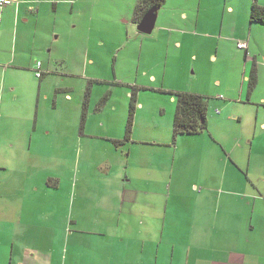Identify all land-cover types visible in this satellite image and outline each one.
I'll list each match as a JSON object with an SVG mask.
<instances>
[{"label":"rangeland","instance_id":"374dc122","mask_svg":"<svg viewBox=\"0 0 264 264\" xmlns=\"http://www.w3.org/2000/svg\"><path fill=\"white\" fill-rule=\"evenodd\" d=\"M138 1H44L31 4L34 10L31 9V14L20 20L16 28L7 18H3V22H0V52L6 51L9 58L13 55L15 62L25 60V64H34L42 61L57 73L75 75H46L43 82H48L41 91L38 132L27 125L36 143H13V135L22 139L26 134L21 129L23 111H35L40 79L34 71L10 69V83L15 85L16 90L11 94L6 91L2 98L0 95V162L8 159L5 165L10 173L14 170L34 173L42 176L44 182L46 177L56 179L50 182H58L61 197H66L70 206L69 199L75 195L77 204L82 193L83 175L90 179L87 186L94 192H100L105 187L106 176L105 163L102 166L99 164L104 160L112 163L115 160L125 161L126 153L124 151L122 154L120 147L118 152L111 150L115 143H156L145 147L135 144V148L138 147L140 153L153 154L152 165L165 167V171L155 168L152 172V166L136 167V163L141 165L140 161L148 158L139 157L134 150L133 155L126 159V165L129 159L126 170L133 178L153 174L154 188L160 190L163 179L162 190L166 195L168 191L172 193L168 210L171 215L176 205L173 196L179 188L193 180L203 182L205 171H208L207 174L214 173L218 178L229 172V169L224 170L221 166L220 157L228 159L230 163L233 157L245 171L250 155L258 158L264 156V130L256 127L254 122L259 98L264 96V67L259 70V82L251 87L252 63L248 66L247 78L243 79L239 71L244 62V51L242 55L234 53L239 51L236 50V38L243 34L245 40L249 38L252 46L261 47L260 60L263 61L264 25L250 22L253 0H168L158 11L152 33L143 34L137 30L138 20L134 14ZM260 1L264 4V0ZM257 3L260 4L258 0ZM226 4L233 6V13L226 12ZM173 9L187 16V20H183L178 15L170 25L181 32L179 39L182 47L179 50L173 47L164 32L159 31ZM172 14L175 15V12ZM196 21H200L199 27L195 26ZM204 23L213 39L200 36ZM212 53L217 54L218 60L215 62L210 57ZM91 59L94 65L90 64ZM235 65L238 75L233 68ZM97 66L99 73L111 82L95 91V97H106L105 105L102 111L90 114L89 130L85 134H96L92 131L93 122L102 117L107 121L108 133L119 136L117 141L84 137V131L80 136L82 140L79 141L77 136L81 113L76 112V108L83 99V88L88 82L84 77L91 76ZM62 77L65 78L64 83L75 86V91L71 102L63 103L62 108L59 102L55 109L57 103L54 104L56 99L52 86L56 79L60 84ZM243 85L244 94L240 102L239 92ZM249 90L251 93L248 97ZM174 91H194L208 99L207 126L201 133L174 136L172 121L175 102L170 93ZM47 93L48 98L45 99ZM134 96V103L138 104L140 100L143 108L137 105V109H141L135 111L134 122L137 119V124L134 123L130 141L125 139V135ZM59 111L63 117L55 119ZM261 113L264 115L262 106ZM72 137L74 142L71 141ZM251 144L252 153L249 154ZM233 166L238 170L236 163ZM115 170L118 168L113 165L110 172L115 174ZM119 170H122V165ZM222 197L228 196L224 194ZM90 203L91 214L97 202L92 199ZM160 207V211L155 212L157 223L164 216V205ZM34 211L27 216H33ZM46 214L45 206L40 207L34 215L37 216L38 227L27 223L28 227H22L18 232L14 225L11 228L3 227L0 220V264H9L8 242L15 241L10 264H20L19 257L24 255L22 248L29 250V254L35 252L33 245L29 244L34 239L27 231L42 237L41 245L47 246L52 264H93L100 237L92 234L91 229H86L89 227L84 229L69 225L56 238L52 232H59L56 226L61 221H51ZM99 222L100 217L97 225L93 223L96 232H101ZM84 230H89L90 234Z\"/></svg>","mask_w":264,"mask_h":264},{"label":"crops","instance_id":"0c3cea01","mask_svg":"<svg viewBox=\"0 0 264 264\" xmlns=\"http://www.w3.org/2000/svg\"><path fill=\"white\" fill-rule=\"evenodd\" d=\"M44 1L67 2V0H15L11 5L0 8V22H3L5 17L16 28L20 20L30 15L31 9L34 10L30 6L31 4H41ZM167 1L164 2V5ZM258 2L262 4L261 6H264L260 0ZM162 7L163 5L159 9H162ZM225 10L229 14L234 12V8L230 4L225 5ZM172 12H175V15ZM179 13L178 9L171 10L166 24L159 27V31L164 32L169 41L173 43V47L178 50L182 47V41L179 39L181 32L178 28L170 25L178 15L179 19L187 20L185 13ZM27 20L28 18L24 21ZM198 24H200V21L195 22L196 27ZM179 28H182V26ZM201 29L200 36L202 38L213 39L209 36L205 23ZM215 37L217 38V36ZM247 40L244 39L243 34L237 36L235 43L236 50L239 51L234 53L242 55V51H244V55H242L244 62L239 71L242 72L243 79L247 78V69L250 62L252 63L251 74L255 72L256 75V82L252 87H255L259 82V70L264 67V58L263 61L260 60L261 47H254L251 45L249 38ZM239 41L246 43V48L240 49L237 46ZM11 57L7 56L6 51L0 52L1 98L6 91L11 94L16 90L15 85L10 83L9 71L11 68L34 72L36 70V62L25 64L24 59V62L20 60L15 62V57ZM210 57L214 62L218 60L215 53L210 54ZM90 64H95L93 59L90 60ZM98 67L91 76L84 77L88 81L87 86L85 89L83 88V99L76 108V112L81 113L77 135L79 141L82 140L80 137L82 131H84V137L93 136L102 140L112 139L113 141L119 139V136L108 133L107 121L102 117H98L93 122L92 127L94 130L92 131L96 134H85L89 130L90 114L102 111L105 105L106 97L104 95L95 97V91L111 82L99 73ZM233 68L238 75L236 65ZM39 70L41 76L38 77L40 83L38 85L35 111L33 113H31V110L23 111L24 119L21 129L26 134L22 139L17 135H13L11 139L13 143H36L28 126H31L34 132L39 130L41 91L47 87L48 80L43 82L46 75L48 73L60 76L67 75L68 77L75 75L57 73L51 70L50 66L44 65L42 61ZM62 78L59 79L60 84L56 79L57 82L54 81L52 86V90L55 91L54 98L56 99L54 104L57 103L55 109L58 108L59 102L62 108L63 103L73 100L75 86L64 83L65 78ZM151 78L153 79L154 76H151ZM191 93L201 95L194 91ZM250 93L249 90L248 97ZM243 94L244 85L239 92L238 99L240 102ZM171 95V99L175 102V97L173 94ZM45 96V99H47L48 93ZM259 101L260 104L256 108L254 122L256 127L264 130V115L260 114V106L264 108V96H260ZM137 105L143 108V103L139 100L138 104H135L136 112L141 109H137ZM62 117L61 111L55 115V119ZM234 118L240 120L238 116ZM134 123L137 124V119L134 122L133 118L129 138L126 140L131 141ZM48 133H50V130H48ZM74 140V137H72L71 141L74 142ZM135 144H142L141 146L145 147L156 143H115L114 147L111 146V150L118 152L120 147L122 154L125 151L126 159L133 155L134 150L136 155L139 157L145 156L149 160L140 161L141 165L136 163V167L148 168L152 166V172L155 168L158 171H165V167L157 168L152 165L151 159L155 158L153 154L140 153L138 147L135 148ZM252 147L251 144L249 154L252 153ZM228 157L230 156L228 155ZM126 159L124 162L115 160L113 163L110 160H104L99 164L102 166L105 163L104 175L106 176L105 187L100 192L91 190V187L87 186L90 179L83 175L81 178L82 193L79 194L77 204H75V195L71 197V200L69 199L70 206L67 204L66 197H61L58 182H50L56 179L46 177L44 178L46 182H44L42 176L34 173L20 170H14L10 173L5 165L8 159L5 162H0V220L3 227L8 226L11 228L14 225L16 232H18L22 227H28L27 223H30L37 228L35 212L40 207L45 206L46 215L51 218V221H61L59 226H56V228H59V232H52L56 238H59L63 229L69 225L82 226L84 229L89 227L86 229H91L92 234L100 237V245L97 246L98 254L93 264H264V156L258 158L250 155L248 162L245 164V171L233 157H231V160L236 163L238 170L233 166V162L230 163L228 159L220 157L222 159L221 166L224 170L229 169V172H225L222 177L218 178L213 175L214 173L207 174L208 171H205L203 182L193 180L185 184L183 187L185 191L183 188H179V191L175 192L173 196L176 198V205L175 212L171 211V215L168 210L172 193L168 191L166 195L162 190V177L160 176V179H162L161 190L154 188L155 177L153 174L133 178L127 173L129 159L128 165H126ZM107 164H109L110 171L113 165L118 168V170H115V174L108 170ZM216 164H218V160H216ZM120 165H122V170H119ZM135 180L138 182H135ZM224 194H227L228 197H222ZM92 199L96 200L97 205L95 204L93 213L90 214V200ZM161 205H164V216L162 221L157 223L155 212L156 210L160 211ZM33 211V216H27ZM99 217L101 229L99 231L101 232H96V230H93L95 228L93 223L97 225ZM90 232L89 230L86 231L89 234ZM27 234L32 235L30 238L34 239L29 244L33 245L35 252L29 254V250L22 248L24 255L19 257L20 264H52V256L50 252L48 253L47 246L43 247L41 245L42 237H36V233L30 234L28 231ZM8 244L10 246L7 260L10 264L13 259L12 253L15 241L8 242ZM36 253H39V255L37 256Z\"/></svg>","mask_w":264,"mask_h":264},{"label":"trees","instance_id":"16d2710c","mask_svg":"<svg viewBox=\"0 0 264 264\" xmlns=\"http://www.w3.org/2000/svg\"><path fill=\"white\" fill-rule=\"evenodd\" d=\"M166 0H139L134 8V14L138 22L144 13L151 7H160ZM250 21L264 24V6L253 0L250 9ZM256 82V75L253 72L250 76L251 87ZM171 94L175 97V111L173 114V134L194 135L199 134L206 129L208 99L202 95L191 92L174 91ZM135 96L129 108L128 119L126 124L125 139H128L131 131L134 112H135Z\"/></svg>","mask_w":264,"mask_h":264},{"label":"water","instance_id":"95a60500","mask_svg":"<svg viewBox=\"0 0 264 264\" xmlns=\"http://www.w3.org/2000/svg\"><path fill=\"white\" fill-rule=\"evenodd\" d=\"M159 7L148 9L137 23V30L143 34H151L157 20Z\"/></svg>","mask_w":264,"mask_h":264},{"label":"built area","instance_id":"2783aa9c","mask_svg":"<svg viewBox=\"0 0 264 264\" xmlns=\"http://www.w3.org/2000/svg\"><path fill=\"white\" fill-rule=\"evenodd\" d=\"M15 0H0V8L7 6V5H11ZM237 46L239 48H246V43L239 41L237 43ZM40 68V62H36V70H35V75L37 77L41 76V71L39 70Z\"/></svg>","mask_w":264,"mask_h":264}]
</instances>
